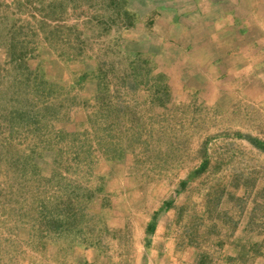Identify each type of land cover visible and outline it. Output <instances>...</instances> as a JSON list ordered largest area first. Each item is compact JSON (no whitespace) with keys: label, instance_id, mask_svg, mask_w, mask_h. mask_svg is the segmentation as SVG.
Listing matches in <instances>:
<instances>
[{"label":"rangeland","instance_id":"374dc122","mask_svg":"<svg viewBox=\"0 0 264 264\" xmlns=\"http://www.w3.org/2000/svg\"><path fill=\"white\" fill-rule=\"evenodd\" d=\"M150 8L0 0V264H186L206 201L264 216V47L249 93Z\"/></svg>","mask_w":264,"mask_h":264},{"label":"crops","instance_id":"0c3cea01","mask_svg":"<svg viewBox=\"0 0 264 264\" xmlns=\"http://www.w3.org/2000/svg\"><path fill=\"white\" fill-rule=\"evenodd\" d=\"M150 1L151 13L156 12L151 19H154L152 25L162 27L172 35L175 31L179 34V31L188 30L191 37L199 39L202 49L195 53L200 56L203 52L204 56L202 60L197 57L196 73L200 71L198 64H208L213 70L210 64L219 61L227 77H234V74L240 75V78L245 75L250 77L251 81L245 85L246 89H250L249 93H253V87L259 86L264 69L253 71L240 68L237 72L232 63H242L240 57L242 61H248L247 55L255 57L253 62L262 60L256 54L255 44L264 47V0ZM145 4L148 5L147 1ZM150 15L152 17L153 14ZM240 49L244 50L242 55ZM205 207L212 211V220L203 234L206 235L204 242L196 241L191 248H185L186 254L182 258L186 264H264V216L260 217L257 213L256 222L241 227L240 209L230 210L226 203L215 207L212 200L206 201ZM172 264L184 263L174 260Z\"/></svg>","mask_w":264,"mask_h":264}]
</instances>
